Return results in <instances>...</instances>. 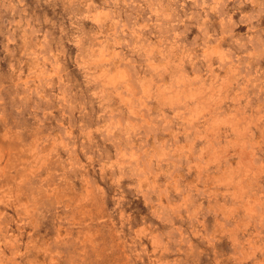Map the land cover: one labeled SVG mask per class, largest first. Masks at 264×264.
Returning a JSON list of instances; mask_svg holds the SVG:
<instances>
[{"label": "rangeland", "instance_id": "374dc122", "mask_svg": "<svg viewBox=\"0 0 264 264\" xmlns=\"http://www.w3.org/2000/svg\"><path fill=\"white\" fill-rule=\"evenodd\" d=\"M0 264H264V0H0Z\"/></svg>", "mask_w": 264, "mask_h": 264}]
</instances>
